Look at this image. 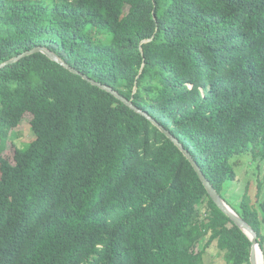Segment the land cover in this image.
Segmentation results:
<instances>
[{
	"label": "trees",
	"instance_id": "obj_1",
	"mask_svg": "<svg viewBox=\"0 0 264 264\" xmlns=\"http://www.w3.org/2000/svg\"><path fill=\"white\" fill-rule=\"evenodd\" d=\"M36 47L156 120L224 200L235 161L264 160V0H0V66ZM232 208L264 256V203ZM213 245L251 264L150 119L43 53L0 67V264H204Z\"/></svg>",
	"mask_w": 264,
	"mask_h": 264
},
{
	"label": "rangeland",
	"instance_id": "obj_2",
	"mask_svg": "<svg viewBox=\"0 0 264 264\" xmlns=\"http://www.w3.org/2000/svg\"><path fill=\"white\" fill-rule=\"evenodd\" d=\"M31 115H26L20 125L7 135L4 156L13 161L15 148L26 149L35 139L31 130ZM236 163V179L225 184L223 196L232 207H239L245 192L257 206L264 203V160L255 161L251 157H239ZM228 204V205H229ZM229 205V206H230ZM230 206V207H231ZM264 234V220L262 224ZM204 264H226L223 253L215 245L209 247L204 255Z\"/></svg>",
	"mask_w": 264,
	"mask_h": 264
},
{
	"label": "water",
	"instance_id": "obj_3",
	"mask_svg": "<svg viewBox=\"0 0 264 264\" xmlns=\"http://www.w3.org/2000/svg\"><path fill=\"white\" fill-rule=\"evenodd\" d=\"M37 53H43L46 56H48L50 59H52L55 62L60 63L61 65L65 66L68 68L70 71L73 73L80 75L84 78V80L92 83L93 85L107 91L108 93H111L114 95L116 98L121 100L124 104H126L128 107H130L132 110L136 111L137 113H140L141 115L147 117L150 119L157 127L160 128V130L165 133L171 140L172 142L179 148V150L185 155V157L190 161V163L193 165L195 171L197 172L201 182L203 183L207 193L209 194L210 198L212 201L217 205V207L227 215L228 218L237 226L239 227L251 240V255H250V263L251 264H259L258 260V254H257V249L262 253L263 261H264V256H263V251L258 243V234L254 231V229L232 208L230 207L226 201L221 197V195L218 193V191L214 188V186L211 184V182L207 179V177L204 175L202 169L198 165V163L194 160L193 156L184 148V146L176 139L174 136H172L163 126H161L156 120H154L151 116H149L147 113L143 112L140 110L138 107H136L131 101L127 100L123 96H121L117 91L113 90L111 87L103 85L99 82H96L92 79H90L88 76L83 75L79 73L78 71L74 70L71 68L69 65L65 64L56 54L51 52L45 47H36L30 51H27L9 61L1 65L0 67H3L8 64H13L19 60H21L24 57L31 56L33 54ZM137 88H135L136 90Z\"/></svg>",
	"mask_w": 264,
	"mask_h": 264
},
{
	"label": "bare ground",
	"instance_id": "obj_4",
	"mask_svg": "<svg viewBox=\"0 0 264 264\" xmlns=\"http://www.w3.org/2000/svg\"><path fill=\"white\" fill-rule=\"evenodd\" d=\"M257 254H258L259 264H264L263 257H262V253L259 250V248L257 249Z\"/></svg>",
	"mask_w": 264,
	"mask_h": 264
}]
</instances>
